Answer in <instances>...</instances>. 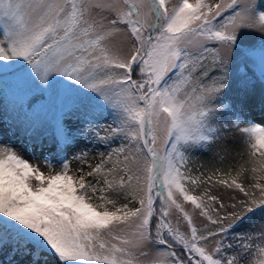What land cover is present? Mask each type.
<instances>
[{
  "label": "snow or ice",
  "instance_id": "1",
  "mask_svg": "<svg viewBox=\"0 0 264 264\" xmlns=\"http://www.w3.org/2000/svg\"><path fill=\"white\" fill-rule=\"evenodd\" d=\"M251 32L258 48L244 44ZM5 85L30 109L39 94L52 113L21 131L41 145L51 131L60 168L45 175L0 145V264H264V125L247 115L264 111V4L0 0V93ZM77 139L107 151L70 174L61 145ZM232 144L247 160L231 181L192 174L194 153L215 148L223 163ZM249 172L259 195L237 182ZM189 184L207 187L197 196ZM218 184L243 197L224 193L225 203L210 191Z\"/></svg>",
  "mask_w": 264,
  "mask_h": 264
},
{
  "label": "rangeland",
  "instance_id": "2",
  "mask_svg": "<svg viewBox=\"0 0 264 264\" xmlns=\"http://www.w3.org/2000/svg\"><path fill=\"white\" fill-rule=\"evenodd\" d=\"M261 0H257L258 3H260ZM174 3L175 0H172ZM215 2V0H213ZM259 33L257 32H251L248 33L245 37L244 44L245 46H248L250 43H255L257 48L259 47L260 40L258 39ZM37 95V100L34 102V109H24L21 100L17 99L15 101V107L19 111V114L24 117L26 116L27 121H33V122H40V121H51L52 120V113L48 112L46 109H42L40 107V104L42 103L39 101ZM32 99V97H29ZM27 106V103H26ZM256 123L264 125V119L262 117H255L253 119ZM109 121H106V119H103V123H106ZM68 126L75 131V129L82 126L80 121H69L67 122ZM21 132L22 128H18ZM3 144H10L14 149L17 150V152L22 155L29 163L35 164L40 168L42 172H44L45 175H48L49 172H55L59 171V164L56 163V161L53 162L56 166L52 169H49L46 164H44V157L45 156H55V153L53 151L52 145H48L46 143H43L42 145L37 142H30L28 138L25 137H16L15 135L11 134V131H9V124L6 123V121L0 119V145ZM235 144L229 145V147H234ZM64 149V154L67 155V157L70 160V174L72 172H77L78 169H82L84 172H87L89 169V166H95L100 161V152H106L107 149H105L103 146L100 145H91L89 142L84 141L83 139H77L75 144L69 143L67 146H62ZM80 149H90L89 154L86 158V162H79L76 160H72L73 153L80 151ZM217 152V149H213L211 153L202 154V153H194L193 155L196 157H199L198 159H194L189 163V167L192 169V174L195 173H205L207 174L212 167H218L221 165L219 162V156H216L215 159L213 158V154ZM222 155H225V153H221ZM58 159V158H57ZM88 180H91V177L87 178ZM33 185H35V181H32ZM190 187V189L195 190L192 185H187ZM212 194L221 196L222 199H224L225 203H228L227 196L224 195V193H233L239 197H243V194L240 193L238 190L235 189H225L223 185H216L211 189ZM183 206L185 211H188L192 215L193 223L197 226V228H201L203 223L205 222L202 217L199 215V210H193V206L188 202H183ZM218 207V205H217ZM170 219L172 220L173 224L176 225L179 224L181 231H186L187 224L185 221H183L182 218H179L178 220V214L175 212V210L172 211V214L170 216ZM209 249L213 247L212 243L208 244ZM6 257L4 255H0V260H5ZM14 259L19 260L20 258L17 256Z\"/></svg>",
  "mask_w": 264,
  "mask_h": 264
},
{
  "label": "trees",
  "instance_id": "3",
  "mask_svg": "<svg viewBox=\"0 0 264 264\" xmlns=\"http://www.w3.org/2000/svg\"><path fill=\"white\" fill-rule=\"evenodd\" d=\"M261 4H264V0L260 1ZM227 15V13H226ZM30 97V96H29ZM28 97V99H30ZM17 100V98L13 97L10 94V90L7 87V85H5L4 87V93H0V119L6 121L7 124H9V129H12L11 134L15 135L16 137H25L27 138L22 131L20 132V130L18 129L23 128L24 126L27 125V123L29 121H27L26 116L24 117V121H23V116L21 114H19V111L17 110V108L15 107V101ZM26 103L27 101H23L22 105L24 107V109L26 108V110L28 111L29 108L26 107ZM29 112V111H28ZM258 114H264V111H262L258 106L253 107L248 113L247 115L251 118L258 115ZM105 116H107V114H104ZM102 118L100 119V123H101ZM13 132H15V134H13ZM47 137L44 139V143L48 144V145H52L53 146V151L55 153V156H52L51 159L52 161H56V159L58 158L56 155V144L52 141L51 137V131H49L47 133ZM33 143L36 141H32ZM38 143V142H37ZM228 158L231 159L230 163L227 165V168L225 170H222L223 172L221 173V178L222 179H226L231 181L232 178L236 177V170L239 167V164L241 162H243L244 160H247V155L245 153V147L242 144H236L234 145V147H228ZM229 172L231 173V175H229ZM200 172L195 173L194 175H199ZM251 176V173H247L245 175H241L238 178L239 183L242 184V186L246 189L249 190L250 192H254L255 194L259 195V190L252 188L251 185L253 184V181L249 178ZM260 184H264V180L259 181ZM189 190V194H193L192 189H190V187H188ZM204 192V189H200L197 191V196H200L202 193Z\"/></svg>",
  "mask_w": 264,
  "mask_h": 264
},
{
  "label": "bare ground",
  "instance_id": "4",
  "mask_svg": "<svg viewBox=\"0 0 264 264\" xmlns=\"http://www.w3.org/2000/svg\"><path fill=\"white\" fill-rule=\"evenodd\" d=\"M262 117L263 119H264V114H258V115H255L253 118H252V121H254L253 119L255 118V117ZM255 122V121H254ZM256 123V122H255ZM258 124V123H257ZM236 145V144H235ZM225 156H226V158H225V160H224V162L223 163H221V165H219L218 167H212V169H210V171H208V173L207 174H209V173H211V172H213V171H216V170H219V172L220 173H222L223 171L222 170H225L226 168H227V165L231 162L230 160L232 159H229L227 156H228V153H225ZM216 186V185H215ZM205 187H207V186H205V185H202V186H200V187H198V188H195V190L193 191V194L194 195H197V191L198 190H200V189H205ZM214 187V186H213ZM213 187H211L210 188V191H211V189L213 188ZM212 193V192H211Z\"/></svg>",
  "mask_w": 264,
  "mask_h": 264
}]
</instances>
